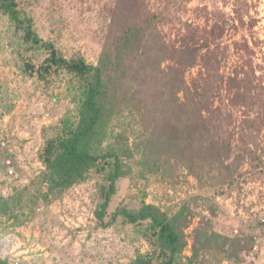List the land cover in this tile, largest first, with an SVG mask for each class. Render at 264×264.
<instances>
[{
    "label": "rangeland",
    "instance_id": "1",
    "mask_svg": "<svg viewBox=\"0 0 264 264\" xmlns=\"http://www.w3.org/2000/svg\"><path fill=\"white\" fill-rule=\"evenodd\" d=\"M20 9L61 56L81 57L102 67L110 79L123 62L119 52L126 30L151 22L137 59L157 57L156 41L162 55L168 53L156 58L162 61L161 75L182 69L189 93L184 87L179 102L208 119L212 112L194 106L204 88L213 87L209 109L222 111L213 115L232 143L227 163L235 162V172L229 179L226 170L198 159L193 172L187 161L163 154L160 146L154 150L156 125L139 118L135 109L119 114L118 103L121 95L134 94L151 106L152 116L165 113L167 119L165 96L157 90L141 94L132 84L112 91L109 84V115L81 143L93 155L112 153L121 160L123 176L102 224L97 214L109 188L110 165L102 161L67 182L45 162L49 141L79 130L81 77L61 70L40 78L47 51L30 49L24 32L0 13V259L7 264H139L151 257L147 264H156L158 233L149 222L114 220L124 209L135 213L153 206L175 222L184 239L175 264H264V0H20ZM169 50L191 53L195 64L181 68ZM186 116L180 120L183 128ZM205 233L224 238L214 242L216 251L224 247L223 255L203 249Z\"/></svg>",
    "mask_w": 264,
    "mask_h": 264
},
{
    "label": "trees",
    "instance_id": "2",
    "mask_svg": "<svg viewBox=\"0 0 264 264\" xmlns=\"http://www.w3.org/2000/svg\"><path fill=\"white\" fill-rule=\"evenodd\" d=\"M0 13L8 16L18 31L24 32V41L30 49L47 51L48 57L39 67L40 78L47 80L50 74L61 70L72 73L75 77H81L83 104L79 130L70 136L60 135L56 139L49 141L45 152V162L67 182H73L77 178L83 177L88 171L99 166L102 161H105L104 165H110L112 172L108 177L109 188L105 193V202L101 211L97 214V218L102 224L105 223V214L111 203V198L116 194V183L123 176L121 160L112 153L102 156L93 155L89 150L83 149L81 143L84 138L93 136L102 120L109 115V106L107 105L109 84L113 87L112 91H117L120 88L129 90L128 85L132 84L140 90L141 94L151 95L153 90H157L160 97L165 96L164 110L170 111L171 118L165 119V113L162 117L156 116L155 118V116H152L151 106L147 105L146 102L143 103L142 99L134 94L130 96L128 94L126 97L121 95L122 102L118 103L121 109L117 110V112L122 114L125 109H128L129 112L135 109L139 113V118L150 120L153 125H156L155 136L158 139L152 144L154 150L157 151L161 147L163 154L171 153L179 157L180 160L187 161L189 169L193 172L197 170L196 161L198 160L205 163L209 162L211 167L218 165L226 170L229 173V179H232V174L235 172V162L227 163L231 161L232 143L221 135L222 124L218 121V116L215 117L213 115L222 111L209 109L210 98L214 95L213 87L207 85V88H204L205 93L201 94L200 101L194 106L195 108L206 110L208 113L212 112V117L210 119L205 118L200 110L197 112L193 110L197 115L199 113V117H197L191 109L188 108L189 110H186L183 107L184 105L179 102L178 94L186 87V83L182 78V69L173 70L175 73H164L161 75V70L160 68L158 69L161 60L156 58H162L165 54L168 56V53L162 55L164 50L158 47L156 41L152 47L157 57L148 55L146 58L137 59L135 54L140 51L141 38L143 35H147L146 32L151 26V22L147 25V20H143L138 23L139 27L137 24L129 26L126 30L128 34L127 42L119 52V56L122 55L123 62L115 70L112 79H110L104 75L102 67L90 66L81 57L68 60L59 54L54 44L47 43L41 39L34 29L32 18L20 9V0H0ZM148 42L147 45H149ZM169 54L170 57L176 55L173 58H176L181 68H188L195 64L193 55L185 50L172 51V53L169 50ZM132 56H134L136 61H130ZM148 76L154 78L149 80ZM185 91L189 93L188 87L185 88ZM241 98L244 97H239L238 99L240 100ZM114 106L115 104H113L112 110L116 109ZM112 112H115V110ZM183 114H187L184 128L180 125ZM200 124L201 126H199ZM159 125L168 129H163L162 126L159 128ZM104 165L101 166L102 169L100 170H105ZM202 168L206 169L203 166ZM119 216L124 217L129 224L149 222L150 228L155 234L158 233L156 235H158L160 255L156 264L177 263V257L181 254L185 243L183 237L176 229L175 222L170 220L167 215L161 213L153 206H144L135 213L126 209L119 211L115 215L114 220ZM204 236L208 245L204 246L203 249L208 254L217 252L223 255L225 253L224 247L216 251L215 248L217 247H215L214 243L219 244V241H224V238H220L216 234L209 236L205 233ZM199 238L204 239L203 236ZM148 260L140 259L139 264H147ZM0 264L7 263L0 259Z\"/></svg>",
    "mask_w": 264,
    "mask_h": 264
},
{
    "label": "built area",
    "instance_id": "3",
    "mask_svg": "<svg viewBox=\"0 0 264 264\" xmlns=\"http://www.w3.org/2000/svg\"><path fill=\"white\" fill-rule=\"evenodd\" d=\"M13 174V171H10Z\"/></svg>",
    "mask_w": 264,
    "mask_h": 264
}]
</instances>
